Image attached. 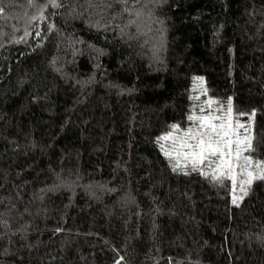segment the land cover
Wrapping results in <instances>:
<instances>
[{
	"label": "trees",
	"instance_id": "trees-1",
	"mask_svg": "<svg viewBox=\"0 0 264 264\" xmlns=\"http://www.w3.org/2000/svg\"><path fill=\"white\" fill-rule=\"evenodd\" d=\"M60 3H0V264H264V181L234 205L158 139L201 81L264 161V0Z\"/></svg>",
	"mask_w": 264,
	"mask_h": 264
},
{
	"label": "snow or ice",
	"instance_id": "snow-or-ice-1",
	"mask_svg": "<svg viewBox=\"0 0 264 264\" xmlns=\"http://www.w3.org/2000/svg\"><path fill=\"white\" fill-rule=\"evenodd\" d=\"M118 2L121 5H127V0H118ZM28 5L37 10V14L29 19H44V10L47 7L60 8L63 6L60 0H46L45 4H38L37 0H28ZM124 11H128V9L125 7ZM3 13L4 7L0 6V14ZM129 14L131 15L130 12ZM25 34L27 35V32ZM198 79L202 80L203 78ZM231 113L232 107L229 102L228 115L226 118H220L219 124L212 123L211 117L189 116L190 121H199L195 129L189 128L183 132L182 136L177 137L174 133L179 132L180 128L174 124L171 126L174 131L168 132L158 139L172 141L170 148L162 146L161 151L172 164L174 172L179 170L184 175H188L189 171L200 169V175L209 179L210 182L218 184H222L224 178L227 177L232 184V203L238 206L239 201L248 195L254 181H264V161L253 159L251 155L254 151L253 137L248 129L241 136L233 128L230 119ZM210 158L216 160L215 169L211 172L203 171L205 161H208L209 164L212 163ZM238 175L241 177L239 181Z\"/></svg>",
	"mask_w": 264,
	"mask_h": 264
},
{
	"label": "rangeland",
	"instance_id": "rangeland-1",
	"mask_svg": "<svg viewBox=\"0 0 264 264\" xmlns=\"http://www.w3.org/2000/svg\"><path fill=\"white\" fill-rule=\"evenodd\" d=\"M197 92H198V100L203 99V104L202 107L200 108V111L198 114H195L194 117H211L212 118V123L219 124L221 122L220 118H226L227 117V108L228 105H223L218 103L217 101H214L208 97H204L206 95L205 87L201 81L198 82L197 84ZM244 117V116H243ZM243 117H240L234 112V109L232 108V113H231V122L233 128L241 135L243 136L245 134V130L248 129L252 135V121H249ZM199 124L198 120H194L189 128L195 129L197 125ZM239 125V127H238ZM188 128V129H189ZM186 129V130H188ZM186 130H181L179 132H175V136L179 137L183 135V132ZM172 146V141H166V148H170ZM247 154V153H246ZM212 160V163L209 164L208 161H205L203 165V171L211 172L215 169L216 166V160L215 158H210ZM227 178V177H225ZM241 177L238 175L237 179L239 181ZM228 179V178H227ZM231 182V181H230ZM237 193H238V188H237ZM240 202V201H239Z\"/></svg>",
	"mask_w": 264,
	"mask_h": 264
}]
</instances>
